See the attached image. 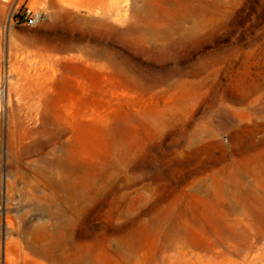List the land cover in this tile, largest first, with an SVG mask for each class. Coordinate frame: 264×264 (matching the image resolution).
<instances>
[{"label":"rangeland","instance_id":"rangeland-1","mask_svg":"<svg viewBox=\"0 0 264 264\" xmlns=\"http://www.w3.org/2000/svg\"><path fill=\"white\" fill-rule=\"evenodd\" d=\"M261 193L264 0H0V264H264Z\"/></svg>","mask_w":264,"mask_h":264},{"label":"bare ground","instance_id":"bare-ground-1","mask_svg":"<svg viewBox=\"0 0 264 264\" xmlns=\"http://www.w3.org/2000/svg\"><path fill=\"white\" fill-rule=\"evenodd\" d=\"M61 16H63V15H61ZM62 23H63V21H59L58 25L62 27L63 26ZM71 34L72 33H70V36H71ZM83 35H80V34L78 35V34L74 33L71 36V42L70 43H64L63 41H61V42H57V43L52 44V46L50 48H52L54 50H60V51H76V50H80L82 48V46L79 45V44H76V40L78 41L79 38L84 37ZM73 59H83L82 61L85 62L87 60V57H86V54L84 56L83 55H79V56L76 55V56H73ZM22 93H20V94H22ZM31 98H33V97H31ZM25 101H27V100H25ZM26 104H28V103H26ZM255 169H256V167H255ZM241 170L242 169H239V170L237 169V170H235V172H233L236 178H245V177L250 176V174L246 170L243 171V172ZM257 191H259V190H257ZM241 202L244 205V207L242 209H243V211H245V216L247 218H251L252 220H254L256 223H258L261 226V229L263 228V230H264V194L263 195H262V193H261V195L257 194L256 199H253V200L252 199H248V198H243V199H241ZM223 203L226 204V205H222V207L224 208L223 209L224 212H226V210L227 211H231V212L232 211H236V209L238 207L236 202H233L231 199H226L225 202L223 201ZM244 235H246V234H244ZM243 239H245V238H243ZM36 264H39V262H36ZM68 264H81V263L78 262L76 259H72V260L68 261ZM184 264H196V260H193L191 257H188L187 261H185Z\"/></svg>","mask_w":264,"mask_h":264},{"label":"built area","instance_id":"built-area-1","mask_svg":"<svg viewBox=\"0 0 264 264\" xmlns=\"http://www.w3.org/2000/svg\"><path fill=\"white\" fill-rule=\"evenodd\" d=\"M43 18V15L40 11H35L33 13H31L29 16L27 17H22V19H24V22L28 25V26H35L37 25Z\"/></svg>","mask_w":264,"mask_h":264}]
</instances>
